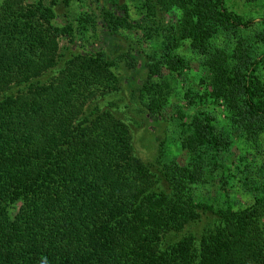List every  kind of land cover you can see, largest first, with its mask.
I'll return each instance as SVG.
<instances>
[{"label": "trees", "instance_id": "16d2710c", "mask_svg": "<svg viewBox=\"0 0 264 264\" xmlns=\"http://www.w3.org/2000/svg\"><path fill=\"white\" fill-rule=\"evenodd\" d=\"M119 1L106 4L122 16L106 6L99 19L119 38L113 49L128 70L139 61L132 38L119 34H140L150 48L137 52L148 70L145 110L164 109L181 84L189 163L161 166L156 182L131 125L102 106L120 91L115 61L101 53L62 63L59 39L74 26L53 18L78 0H51L50 9L0 0V264H264V166L252 154L232 157L239 143L261 150L264 14L245 19L226 0H125L140 12L133 22ZM74 23L79 34L95 25L88 15ZM193 63L197 82L184 74ZM217 170L237 180L249 207L196 194ZM205 216L215 221L208 230L166 246L167 235Z\"/></svg>", "mask_w": 264, "mask_h": 264}, {"label": "rangeland", "instance_id": "374dc122", "mask_svg": "<svg viewBox=\"0 0 264 264\" xmlns=\"http://www.w3.org/2000/svg\"><path fill=\"white\" fill-rule=\"evenodd\" d=\"M78 1L76 4L71 3L68 8L62 6L61 10H58L56 16L53 18V25L60 28L74 26L72 27L73 32L70 36H63L59 39L62 63L78 54L94 55L101 53L105 54L110 60L115 61L117 64L116 74L120 80V91L106 98L102 103L103 108L112 111L118 118L131 125L134 135V151L145 164L151 167L152 174L156 177V182L161 178V166L185 168L189 163V156L182 149L181 142L179 141L182 129L177 119L181 117L184 121H187L186 117L189 116V113L187 104L182 100L183 92L181 90V84H179L178 89L175 88V91L171 93L167 101V106L164 109L145 110V105L140 99L139 93L147 81L148 70L145 68L144 58L139 56L137 52L141 50L149 53L147 51L148 46L144 42H140V34L130 32H121L119 34L121 36L126 33V37L129 36L128 38H132L128 44L132 43V49L136 50V54L133 57L139 61L138 66L133 71L128 70L124 64L118 61V53L113 49L114 44L119 38H114L104 22L99 19L101 9L106 7V3L111 0ZM27 3L29 5L43 6L48 9L52 6L51 0H27ZM119 4L128 7V14L131 21L137 22L139 20L140 12L133 4L125 0H120ZM111 5H108L111 11L115 12L117 16L123 15L118 10L119 7L114 8ZM225 6L228 11L258 23L264 14V0H226ZM85 15L91 16L95 21V25H86V31L79 34V26L77 23H74V20L79 16ZM167 16L168 18L166 20L172 22V17ZM119 42L122 43V40H119ZM124 47L127 49L128 46L125 45ZM187 47L185 45L183 54L190 58L191 54ZM62 63L59 64L58 69L63 66ZM198 72L197 66L193 63L189 65L188 70L184 74L189 82L192 80L195 81V79L197 82L199 78ZM213 112L219 120L224 121L225 115L222 108L215 107ZM235 147L237 149L232 152L234 159L238 156L240 161L241 157L247 158L248 154H252L258 163L264 166V136L261 141L260 153H251L250 150L248 151L246 145L240 143L236 144ZM206 168L208 169V166ZM216 175H212L215 177L209 179V185L205 186L204 189L199 188L195 190L199 197L207 196V192H209L210 197L215 203H219L221 206L227 194L232 203H234V211L251 205V197L249 194L243 192L242 186L239 185L236 179L227 180L226 178L229 177L218 170L216 171ZM223 175H225L224 180L222 178ZM225 181L227 182L226 186L224 185ZM158 188H160L159 183L156 184V189L158 190ZM214 223L215 221L212 217L205 216L199 224L191 228L188 227L184 233L167 235L165 237V244L167 246L175 243L188 233H193L198 236L203 230H208Z\"/></svg>", "mask_w": 264, "mask_h": 264}]
</instances>
